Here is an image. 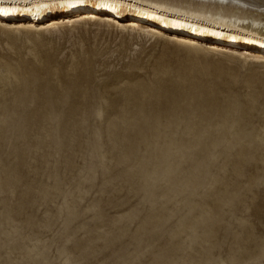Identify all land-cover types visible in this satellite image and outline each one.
<instances>
[{
	"label": "rangeland",
	"instance_id": "rangeland-1",
	"mask_svg": "<svg viewBox=\"0 0 264 264\" xmlns=\"http://www.w3.org/2000/svg\"><path fill=\"white\" fill-rule=\"evenodd\" d=\"M73 20L0 24V264H264V57Z\"/></svg>",
	"mask_w": 264,
	"mask_h": 264
},
{
	"label": "bare ground",
	"instance_id": "bare-ground-1",
	"mask_svg": "<svg viewBox=\"0 0 264 264\" xmlns=\"http://www.w3.org/2000/svg\"><path fill=\"white\" fill-rule=\"evenodd\" d=\"M51 13L57 16L43 18ZM73 18L98 19L107 24L121 19L129 28L141 25L174 34L178 40L191 39L193 44L196 40L211 41L214 51L241 48L242 55L254 52L264 57V0H0V24L7 21L16 29L38 26L44 20L49 21L47 27H56L76 22ZM52 106L65 118L79 115L94 120L101 116L91 110L89 101L84 104L72 100Z\"/></svg>",
	"mask_w": 264,
	"mask_h": 264
},
{
	"label": "water",
	"instance_id": "water-1",
	"mask_svg": "<svg viewBox=\"0 0 264 264\" xmlns=\"http://www.w3.org/2000/svg\"><path fill=\"white\" fill-rule=\"evenodd\" d=\"M85 9H90V10H95V11H97V10H100L99 8H85ZM115 12H117L116 10H114V13ZM35 16V15H34ZM48 16H50V15H48ZM48 16H45V17H43V18H46V19H48ZM30 17V16H29ZM36 17V16H35ZM12 18V17H11Z\"/></svg>",
	"mask_w": 264,
	"mask_h": 264
}]
</instances>
